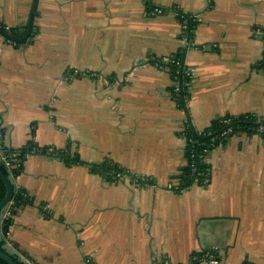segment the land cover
<instances>
[{
  "label": "crops",
  "instance_id": "0c3cea01",
  "mask_svg": "<svg viewBox=\"0 0 264 264\" xmlns=\"http://www.w3.org/2000/svg\"><path fill=\"white\" fill-rule=\"evenodd\" d=\"M34 1L0 0V23L24 36ZM173 9L200 19L182 106L158 64L182 48ZM255 26L264 30V0H37L27 44L0 35L1 143L67 149L78 163L25 157L14 180L30 203L7 240L34 264H189L208 250L218 264H264V135L229 136L207 154L208 184L164 190L187 167L185 122L198 132L226 115L264 122ZM106 159L153 187L88 166Z\"/></svg>",
  "mask_w": 264,
  "mask_h": 264
},
{
  "label": "trees",
  "instance_id": "16d2710c",
  "mask_svg": "<svg viewBox=\"0 0 264 264\" xmlns=\"http://www.w3.org/2000/svg\"><path fill=\"white\" fill-rule=\"evenodd\" d=\"M149 4L150 3L147 1L146 5L148 6ZM176 13L178 14V16H181L180 17L181 19H184L186 21L187 36H188V38H192L193 37V29L196 25V22L193 21L192 19L194 18L195 15L189 14V13H184L178 9H176ZM180 18H178V20H181ZM22 32L17 31L16 33H13V36L19 37ZM15 45H18V44H15ZM185 50H186V47H182L181 49L178 50V53L175 56H173L172 58H170L168 61L158 62V64L160 66L168 69L169 73L171 74V77L173 78V80L175 82L174 85L177 83L179 84V83H181V80L184 81L186 79L184 77V75L182 74L183 68L186 67L182 61ZM176 62H179V65H176ZM258 66H259V68H261L264 71V59L261 63L258 64ZM185 91H186V88H181L180 95L178 98V103L180 106H182V103H183L185 97H187V95H188ZM223 120H229L228 124H224ZM257 122H260V121L257 120L256 117H254L253 115H250V114H245V115H240V116L226 115V116L218 117L212 123V125L209 128H207L203 132H201L202 137H200V136H198V133H200V132L196 131L191 126L189 121H187L188 125L186 128L185 134H186L187 140L188 139H191V140H197L198 139L199 142L202 141L203 147H207L210 144L209 143L210 136H216L226 125L231 126V128H232L233 133L231 135L238 134V133L254 134V133H257V129H258V126L256 125ZM208 132L211 133L210 136L207 134ZM261 135H264V133H262ZM199 137L204 138V139L200 140ZM226 140L227 139L223 140V143H225ZM199 145H201V144H199ZM202 145L198 146L196 148V150L200 149L202 147ZM191 147H192L191 143H188V145H186L185 150H184L185 156H187ZM3 148L6 152L7 159L10 161V163H11V165H13V167L8 170L4 165H0V171H2L5 174H11L13 177H16L20 173L21 168H22V163L28 154L52 155V156H55V157L61 159L63 162L70 164V165L78 163V160L76 161L74 159V157H72L70 152H68L67 149H64V150L53 149L52 153H48L47 150L49 148L38 147L32 141L28 142L25 146H22V147L17 148V149H11V148L6 149L4 146H3ZM210 148H212L211 145H210ZM88 166L92 170L98 171L102 174H104L105 172L106 173L118 172V171H121V169H122V168H120V166H118V164H116L112 161H109L107 159L103 160L99 164H88ZM199 169L201 171H204V170H206V167L199 164ZM187 175H188V168L186 167L182 173V177L180 178L182 184L186 185V184L190 183V180L187 177ZM107 180H109L108 177H107ZM4 194H5V186H4V183L0 180V201L3 198ZM29 203H30V200L26 196V193L24 192V190L21 188L15 187V189L13 190L11 199H10L9 206H8L9 213L1 221V231L5 236H7L9 229L12 225L13 216L17 213V211L21 207H23L24 205L29 204ZM204 255L205 256H210V255L215 256L212 251H209V250L208 251H202V252H199V253L194 254L192 256V258L196 257V259L193 260L190 264L200 263V261H202L201 258ZM215 258H216V256H215ZM15 261H18V259L15 258ZM0 264H8V263H6L3 259L0 258ZM19 264H24V263L19 262Z\"/></svg>",
  "mask_w": 264,
  "mask_h": 264
},
{
  "label": "built area",
  "instance_id": "2783aa9c",
  "mask_svg": "<svg viewBox=\"0 0 264 264\" xmlns=\"http://www.w3.org/2000/svg\"><path fill=\"white\" fill-rule=\"evenodd\" d=\"M147 8L149 9V12L151 14L154 15H160L162 14L165 10L161 9V8H157V7H150L149 5L147 6ZM172 12L174 13L175 17L180 18L181 16H178V14L176 13V10H172ZM181 19V18H180ZM193 21H195L196 23L200 21V19L197 16H194V18L192 19ZM179 24H180V31H179V37L180 40L182 42V47H186L190 45L191 43V38H188L187 36V32H186V21L184 19L178 20ZM0 30L4 31L7 34L13 35V33H16L18 30L16 29H12L9 28L8 26H5L3 24L0 23ZM252 33L254 35H256L257 37H263L264 38V30H262L259 27H253L252 29ZM176 65H179V62H176ZM161 68H163L162 66H160ZM78 73L76 71L73 72H66L65 77L67 78H71L74 75H77ZM81 76H86V77H90L91 74L89 72H82L79 73ZM182 74L184 75V77L186 78L184 81L181 80V83H177L175 85H173L170 94L171 97L173 99H175L176 101H178L179 95H180V91L181 88H186V93H189V87L192 84V80L194 78V72L190 67H184L182 70ZM187 97H185L186 99ZM229 120H223L224 124H228ZM188 123L185 122V127L183 128V130L181 131V135L186 139V145H188V143L192 144V147L190 149V151L188 152L187 156H185L186 158V166L188 168V175L187 177L190 180L189 184H182L181 180L178 179L176 181H169L165 186H164V190L169 191V192H174V193H182L184 191H186L187 189H189V187L192 184H200V185H206L209 183V173L207 172V166H208V161H207V154L209 153V151L212 148H221L223 146V140L227 139L232 133V128L231 126L226 125L216 136H210L211 133L208 132L207 134L210 136V141H209V145L207 147H203L202 145V141H198L197 140H191L186 138V128H187ZM257 133L258 134H262L264 133V126H258L257 129ZM198 136H201V132L198 133ZM199 137V138H200ZM201 144L202 147L198 150H196V148ZM210 145L212 146V148H210ZM4 148L2 146V143L0 141V157L3 159L4 162V166L9 170L13 167V165H11L10 161L7 159L6 154L4 155ZM48 153H52L53 150L52 149H48L47 150ZM199 164L203 165L206 167V170L201 171L199 169ZM205 169V168H204ZM104 176L109 178V181L111 182H118L121 181L124 178H128L131 185L136 188V189H145V188H150L153 187V184L150 182L149 178L145 177V176H137V175H131L129 172H127L126 170L121 169V171L118 172H111V173H104ZM9 213L8 208L6 209L3 218L5 216H7ZM2 218V219H3ZM196 257L192 258L190 263L195 260ZM27 262L25 264H34L33 262H31L30 260H28L26 258ZM202 261L206 262V264H218L217 259L215 258V256L210 255V256H202L201 258ZM152 261L153 264H171L167 258H163V259H157L155 256L152 257ZM189 263V264H190Z\"/></svg>",
  "mask_w": 264,
  "mask_h": 264
},
{
  "label": "water",
  "instance_id": "95a60500",
  "mask_svg": "<svg viewBox=\"0 0 264 264\" xmlns=\"http://www.w3.org/2000/svg\"><path fill=\"white\" fill-rule=\"evenodd\" d=\"M36 2L34 1L33 10L30 16V20L26 29V33L22 37H16L10 34L5 33L4 31L0 30V35H2L7 40L19 43V44H27L28 43V37L32 28V21L33 16L36 9ZM189 120V118H188ZM257 126H264V122H257ZM204 138H200V140H203ZM1 141V139H0ZM3 154L5 155L6 152L4 151ZM0 165H4L3 159L0 157ZM0 180L4 183L5 186V194L3 198L0 201V258L3 259L8 264H19L26 263V258L16 249L15 246H13L8 240L7 236H5L1 231V221L3 218V215L6 211V209L9 206L10 199L13 193V190L15 189V180L14 177L11 174H5L2 171H0ZM15 258L18 259V261H15Z\"/></svg>",
  "mask_w": 264,
  "mask_h": 264
}]
</instances>
